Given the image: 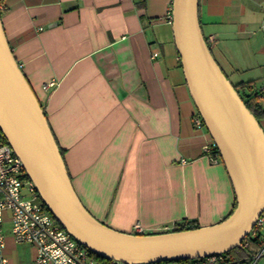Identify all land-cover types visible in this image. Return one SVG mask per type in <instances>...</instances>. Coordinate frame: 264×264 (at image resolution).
<instances>
[{"label": "crops", "instance_id": "1", "mask_svg": "<svg viewBox=\"0 0 264 264\" xmlns=\"http://www.w3.org/2000/svg\"><path fill=\"white\" fill-rule=\"evenodd\" d=\"M263 5L199 0L198 12L219 67L262 109ZM0 15L72 187L97 221L127 234L138 223L151 235L188 222L212 226L231 213L229 176L221 160L203 153L212 141L207 130L193 126L196 109L169 22L172 0H5ZM9 216L3 256L7 264H32L35 248L14 241Z\"/></svg>", "mask_w": 264, "mask_h": 264}, {"label": "water", "instance_id": "2", "mask_svg": "<svg viewBox=\"0 0 264 264\" xmlns=\"http://www.w3.org/2000/svg\"><path fill=\"white\" fill-rule=\"evenodd\" d=\"M199 0H172V34L195 109L229 176L236 207L219 223L137 235L97 221L76 195L44 111L6 40L0 15V134L56 222L90 252L124 264L183 261L241 246L264 213V130L214 59Z\"/></svg>", "mask_w": 264, "mask_h": 264}, {"label": "built area", "instance_id": "3", "mask_svg": "<svg viewBox=\"0 0 264 264\" xmlns=\"http://www.w3.org/2000/svg\"><path fill=\"white\" fill-rule=\"evenodd\" d=\"M5 9V0H0V12ZM172 23V17L169 16ZM207 44L214 42L208 37ZM158 52L152 54L157 58ZM54 82L43 85V89L54 86ZM193 126L204 129L203 120L198 114L193 116ZM203 153L212 163L220 160L219 152L212 141L202 147ZM26 191V193H23ZM9 213L11 236L17 244H29L35 248V258L32 264H98L89 250L77 243L67 231L55 221L51 214L43 207L32 182L25 178L21 160L15 155L8 144H0V264H7L3 256L5 235L2 229L4 214ZM260 217L249 233L251 238L257 236V230L262 226ZM168 227L155 231L166 233ZM137 235H144L145 230L137 223L133 226ZM248 241L240 247L246 249ZM264 257V241L258 250L243 259L235 260L226 254H213L203 258L191 259L184 262H154L138 264H257ZM110 264H124L111 261Z\"/></svg>", "mask_w": 264, "mask_h": 264}, {"label": "trees", "instance_id": "4", "mask_svg": "<svg viewBox=\"0 0 264 264\" xmlns=\"http://www.w3.org/2000/svg\"><path fill=\"white\" fill-rule=\"evenodd\" d=\"M205 40H206V38H205ZM234 87H235L236 91L238 92L239 96L241 97L243 103L247 107V109L251 112V114L256 118V120L260 124V122L264 119V109H262L261 106L258 104L257 96L252 95V94L245 95L243 92L238 90V88L236 86H234ZM196 114H198L197 110H196ZM260 126H261V124H260ZM0 144H8L6 139L1 134H0ZM59 151H60L61 156L63 158L62 151L60 149H59ZM25 178L28 180V178L26 176H25ZM40 202H41V200H40ZM41 204L46 209V207L44 206V204L42 202H41ZM235 207H236V200L234 198L233 207H232L231 212H233ZM197 228H199V226L195 222H188L185 224H180V225L175 226V228H173L171 232H179V231L192 230V229H197ZM166 233H169V232H166ZM245 241H248V246L246 249H243L242 247H237V248H235V249H233V250H231L225 254L232 257L235 260H243V259L249 257L250 255H252L256 250H258V248L261 245V242L259 241V238L257 236L254 238H251L250 235L248 234L244 238V240L241 242V244L243 245ZM90 254L97 261L98 264H110L111 263V260L102 258V257H100V256H98L92 252H90ZM184 261H187V260H183L180 262H184Z\"/></svg>", "mask_w": 264, "mask_h": 264}, {"label": "rangeland", "instance_id": "5", "mask_svg": "<svg viewBox=\"0 0 264 264\" xmlns=\"http://www.w3.org/2000/svg\"><path fill=\"white\" fill-rule=\"evenodd\" d=\"M263 8H264V5H263ZM228 80L230 81V79L228 78ZM264 87V77H262L260 83H258V91L260 90V88H263ZM23 193H26V191H23Z\"/></svg>", "mask_w": 264, "mask_h": 264}]
</instances>
